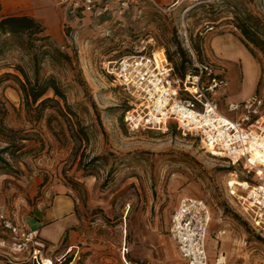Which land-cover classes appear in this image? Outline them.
I'll use <instances>...</instances> for the list:
<instances>
[{
    "label": "rangeland",
    "instance_id": "374dc122",
    "mask_svg": "<svg viewBox=\"0 0 264 264\" xmlns=\"http://www.w3.org/2000/svg\"><path fill=\"white\" fill-rule=\"evenodd\" d=\"M155 2L158 6L137 0L125 13H88L82 20L67 17L53 3L57 15L36 18L52 45L71 58L70 64L40 63L41 72L53 74L64 88L72 110L64 114L48 108L35 119L26 112L14 76L23 79L17 66L32 75L30 54L0 35V157L7 162L0 161V209L21 213L40 197L68 189L85 220L110 227L117 245L125 236L128 250L152 249L160 262L172 264L166 235L170 215L181 198L197 197L211 212L206 244L212 260L222 253L226 264H264V237L253 231L228 191L229 179L238 183L246 175L243 163L212 155L197 136L181 133L173 122L164 130L129 131L123 113L133 98L104 71L108 60L142 48L160 58L173 53L179 61L177 39L190 54L188 73L203 63L213 75L226 77L227 86L215 98L219 109L235 118L239 112L228 110L230 102L262 92L264 56L248 51L232 19L234 11L246 9L264 21V0ZM190 38L199 44L200 58ZM7 141L13 142V153L3 151ZM0 264L30 263L0 255Z\"/></svg>",
    "mask_w": 264,
    "mask_h": 264
},
{
    "label": "built area",
    "instance_id": "2783aa9c",
    "mask_svg": "<svg viewBox=\"0 0 264 264\" xmlns=\"http://www.w3.org/2000/svg\"><path fill=\"white\" fill-rule=\"evenodd\" d=\"M67 17L82 20L88 13H125L137 0H52ZM158 6L155 0H150ZM190 49V48H189ZM163 54V53H162ZM195 71L179 77L165 55L142 49L108 60L107 75L129 94L133 101L123 114L129 131L164 130L173 122L183 134H194L201 146L235 164L243 163L246 175L228 185L229 194L240 205L250 227L264 237V87L242 102H230L224 114L215 98L227 86L226 77L212 74L207 64H195ZM211 212L207 203L197 197H183L170 215L168 234L175 242L182 264H226L219 253L210 262L207 235ZM46 243L38 232L29 229L25 216L17 211L0 209V255L30 264H53L43 257ZM125 244L120 250L122 264H151L127 258ZM20 255L22 258H20ZM63 257H58L61 263ZM22 259V260H21Z\"/></svg>",
    "mask_w": 264,
    "mask_h": 264
},
{
    "label": "crops",
    "instance_id": "0c3cea01",
    "mask_svg": "<svg viewBox=\"0 0 264 264\" xmlns=\"http://www.w3.org/2000/svg\"><path fill=\"white\" fill-rule=\"evenodd\" d=\"M53 3L52 0H0V13L1 16L29 15L45 20L51 15L58 14ZM258 77L257 74L253 80L255 88ZM40 198L38 204L32 208L22 207L21 213L25 216L27 227L36 230L46 243L47 249L43 257L51 259L53 264H122L120 243L121 246L126 245L125 236L119 238L117 245L109 235L110 227H105L104 224L97 226L98 224L91 221L87 222L84 209L78 206L77 199L68 189L61 188L55 190L50 198L46 195ZM167 230L168 225L166 235L174 251L173 258L171 257L172 264H182L183 259ZM145 253L148 256H144ZM140 255L143 257L138 258ZM60 256L63 257L62 262L58 263L57 258ZM208 257L210 262H213L209 253ZM127 258L151 264H171L162 259L161 263L152 249L138 250L136 254L130 248Z\"/></svg>",
    "mask_w": 264,
    "mask_h": 264
},
{
    "label": "trees",
    "instance_id": "16d2710c",
    "mask_svg": "<svg viewBox=\"0 0 264 264\" xmlns=\"http://www.w3.org/2000/svg\"><path fill=\"white\" fill-rule=\"evenodd\" d=\"M232 23L239 31L241 40L248 51L254 55L255 50H257L264 56V21L252 12L242 9L234 11ZM0 35H8L9 37L5 41H16L20 48L30 54L32 75L28 76L22 67L17 66L23 79L14 76L19 84L22 104L26 112L35 119H39L48 108L61 114H64V109L71 112L72 110L67 103L64 88L59 81L53 74L46 75L41 72L40 63L44 60L54 65L60 63L70 64L71 60L67 52L52 45L51 37L46 34L44 25L29 15L0 16ZM174 45V54H177L179 61L174 60L173 53L168 52L166 59L172 63L174 72L179 77L184 78L188 73L187 63L191 61L190 54L181 46V43L177 39ZM190 45L195 54L200 58L201 50L199 44H196L195 40L190 38ZM48 92H51L52 96H47ZM127 109L129 108H126L125 111ZM69 129L70 136H72L73 130L72 128ZM7 143V146L2 148L3 151L10 149V153H13L14 151L11 149L13 142L7 141ZM0 161L7 164L4 158L0 157Z\"/></svg>",
    "mask_w": 264,
    "mask_h": 264
},
{
    "label": "bare ground",
    "instance_id": "6f19581e",
    "mask_svg": "<svg viewBox=\"0 0 264 264\" xmlns=\"http://www.w3.org/2000/svg\"><path fill=\"white\" fill-rule=\"evenodd\" d=\"M158 54H159V53H156V56H157V57H159ZM159 58H160V57H159ZM235 183H237V179H235V178H231V179H229V184H230V185H233V184H235Z\"/></svg>",
    "mask_w": 264,
    "mask_h": 264
}]
</instances>
